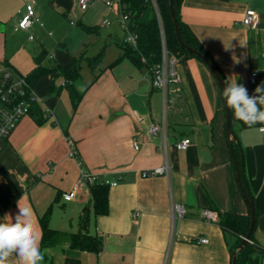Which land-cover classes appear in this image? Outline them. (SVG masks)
<instances>
[{
	"label": "crops",
	"instance_id": "1",
	"mask_svg": "<svg viewBox=\"0 0 264 264\" xmlns=\"http://www.w3.org/2000/svg\"><path fill=\"white\" fill-rule=\"evenodd\" d=\"M28 1L0 0V66L27 76L38 64L52 69L78 60L80 70L71 88L62 85L65 79L57 70L44 73L32 86L36 99L28 113L0 138V214L10 216L17 205L25 209L40 247L39 219L49 206V226L68 232L78 231L88 206L87 231L102 238V249L79 250L65 240L40 247L42 264H231L239 236L219 224L218 213L249 218L250 213L225 131L221 89L207 66L197 57L178 58L180 94L166 112L169 175L144 177L143 170L164 164L162 138L148 135L150 124L162 119V93L151 86L150 68L124 55L119 13L106 0H92L86 11L77 0H33L39 22L16 29ZM248 9L257 14L253 27L241 23ZM179 18L226 81L237 76L252 95L264 81V0H180ZM64 19L80 26L68 29ZM105 19L107 27L101 25ZM8 31L29 33V40L33 32L39 46L13 51ZM33 103L39 111L31 109ZM231 126L255 210L252 236L238 264H264V133L259 131L264 123L246 125L232 111ZM66 135L78 159L68 156ZM183 137L191 143L179 150L174 143ZM82 171L117 180L109 186L106 214L93 213ZM78 181L74 197L65 199ZM172 202L186 210L173 223ZM204 210H213L216 220L205 218ZM199 238L208 242L198 243ZM5 264H14L13 258Z\"/></svg>",
	"mask_w": 264,
	"mask_h": 264
},
{
	"label": "trees",
	"instance_id": "2",
	"mask_svg": "<svg viewBox=\"0 0 264 264\" xmlns=\"http://www.w3.org/2000/svg\"><path fill=\"white\" fill-rule=\"evenodd\" d=\"M121 11L128 16V28L132 33L137 35L136 45L133 46L125 42L127 46L124 51V55L129 57L135 64L139 65L144 62L149 68L158 63L161 59V38L160 28L156 11L149 0H119ZM159 14L162 20V25L165 33L166 46L168 51L175 55L177 58L196 57L188 53L185 49L181 48L176 39L174 25L170 16L169 0H156ZM179 4L180 0H174L175 17L180 27V32L183 41L190 47L198 50L202 54L206 55L215 65L216 63L210 56V54L204 49L200 42L195 38L190 29L179 18ZM102 53H100L95 59H100ZM144 59V60H142ZM199 59V58H198ZM96 60L90 61V65H94ZM200 60V59H199ZM217 67V65H216ZM218 68V67H217ZM57 70L60 75L63 76V86L71 88V83L79 77L80 63L78 60H73L66 66H60L52 69H46L39 64L34 67L27 79L32 86L35 85L37 80L46 72ZM219 70V69H218ZM220 72V71H219ZM221 74V73H220ZM221 77L227 83L224 76ZM71 92H73L70 89ZM222 93V91H221ZM79 95H76V100ZM223 98V97H222ZM32 110H36L34 103L31 106ZM232 116V110H231ZM241 150L238 144L233 143L232 155L237 159L238 165H240ZM241 168V167H240ZM244 182V179H241ZM244 187L245 184L242 183ZM108 190L109 185L99 182L90 185V204L92 211L95 215H104L108 211ZM245 195V194H244ZM251 196V195H250ZM247 200V196L245 195ZM82 214L79 217V229L77 232H68L51 228L49 226V217L51 213V206L47 208L44 214L40 217L39 222L41 226V240L40 247L45 249L60 244L62 241L67 240L71 247L79 250H86L94 253H98L102 249V238L97 235L89 234L87 231L89 216L88 206L86 205ZM218 222L222 227L230 228L239 237L235 248L246 235L250 218L249 216H240L234 213H218ZM252 236V234H251ZM251 238V237H250ZM248 247V243L238 253L236 264L239 263V256ZM234 248V249H235Z\"/></svg>",
	"mask_w": 264,
	"mask_h": 264
},
{
	"label": "built area",
	"instance_id": "3",
	"mask_svg": "<svg viewBox=\"0 0 264 264\" xmlns=\"http://www.w3.org/2000/svg\"><path fill=\"white\" fill-rule=\"evenodd\" d=\"M156 11L160 28L161 38V59L158 63L150 67L151 71V86L154 89H158L162 93V119L160 122L151 123L148 127V135L151 137L159 136L162 138V145L160 150L164 157V164L162 166L143 170L141 175L154 176L157 174L169 175V165L167 162V109L173 105L176 97H179L180 89L178 87L179 78L176 71V65L178 58L171 54L166 46L165 33L162 25V20L159 14V9L156 0H149ZM78 6L81 11H86L92 4V0H77ZM105 5L114 9L119 13V24L124 31L125 41L135 46L137 41V35L132 33L128 28V16L123 14L119 0H106ZM257 20V14L254 10H246L241 23L246 27H253ZM34 22H39L34 9V1L29 0L25 5V13L21 20L18 22L16 29L27 30ZM107 19L103 20L101 25L108 24ZM41 24V23H40ZM32 38V36H30ZM144 60V59H142ZM257 78V72L253 71L250 74V82L255 83ZM36 99L33 92L32 85L27 79V76L18 74L11 67L6 65L0 66V138H7L9 134L14 130L19 121L28 113L31 102ZM137 116L136 113H134ZM264 133V127L259 129ZM66 143L68 145V156L74 159H78V152L74 141L71 137L65 136ZM191 143L189 137H183L179 141L174 143L175 147L179 150H186ZM133 147L138 148V145L133 142ZM82 181L87 184H93L96 182L107 184L109 186H115L117 180H100L95 173L82 171ZM80 181L75 183L71 192L63 195L65 199H72L74 192L77 190ZM185 207L182 204L172 202L171 205V221L172 223L182 218L185 214ZM202 215L209 220H216V213L213 210H204ZM198 243H207V238H199Z\"/></svg>",
	"mask_w": 264,
	"mask_h": 264
},
{
	"label": "clouds",
	"instance_id": "4",
	"mask_svg": "<svg viewBox=\"0 0 264 264\" xmlns=\"http://www.w3.org/2000/svg\"><path fill=\"white\" fill-rule=\"evenodd\" d=\"M225 83L222 97L228 109L244 124L252 126L264 123V81L250 95L248 89L238 83V77ZM12 257L14 264H42L44 255L39 238L28 212L19 207L11 215L0 214V264Z\"/></svg>",
	"mask_w": 264,
	"mask_h": 264
},
{
	"label": "water",
	"instance_id": "5",
	"mask_svg": "<svg viewBox=\"0 0 264 264\" xmlns=\"http://www.w3.org/2000/svg\"><path fill=\"white\" fill-rule=\"evenodd\" d=\"M169 8H170V16L174 25V30L176 34V39L178 41V44L181 48L185 49L188 53L192 54L193 56H196L199 58L210 70L212 75L214 76L216 82L218 83L221 91L223 87L226 86V82L224 79L221 77V74L216 67V65L204 54L199 52L198 50L194 49L193 47L188 46L182 39L181 32H180V27L177 22V19L175 17V11H174V0H169ZM224 102V99H223ZM224 116H225V131L228 137L229 145L232 150L233 148V143L239 144L238 139L236 138V135L234 134L232 130V116H231V110L228 109L225 105L224 102ZM242 155H241V162L240 165H238L237 159H235V164H236V176L239 182V186L242 190V192L247 196V202H248V207H249V213H250V223H249V228L246 233V235L241 239L237 247L232 251L231 254V264H236L237 260V255L238 253L243 249V247L248 243L250 240L251 234L253 232L254 224H255V210H254V204H253V199L250 196V192L248 190V187L246 183L242 182L241 179L243 177V170H242ZM241 167V168H240ZM242 183L245 184V186H242Z\"/></svg>",
	"mask_w": 264,
	"mask_h": 264
},
{
	"label": "rangeland",
	"instance_id": "6",
	"mask_svg": "<svg viewBox=\"0 0 264 264\" xmlns=\"http://www.w3.org/2000/svg\"><path fill=\"white\" fill-rule=\"evenodd\" d=\"M74 20V19H73ZM68 21V20H67ZM65 23V19H64V23L66 24V28L70 29L71 28H74L75 26H80V23L77 21L73 26H70L69 24V21ZM75 22V20H74ZM73 24V23H72ZM108 25H106L105 27H107ZM102 30H104L105 28L102 27L101 28ZM28 34L29 33H17V32H11L9 33V31L7 32V39H8V43L7 45L9 47L12 46V50L13 51H17L18 49H22V50H31V49H34L37 48V46H39V44L37 45L38 41H37V36L35 33L31 32V34L34 35V39L33 40H29L28 39ZM58 35H54V39L57 38ZM49 38H52V37H49ZM58 39H60V37H58ZM53 40V39H52ZM51 40V42H52ZM37 45V46H36ZM45 47L46 48H50L51 44L49 43H44ZM8 47V48H9ZM86 70L83 71V80L84 81H87V77H86Z\"/></svg>",
	"mask_w": 264,
	"mask_h": 264
}]
</instances>
